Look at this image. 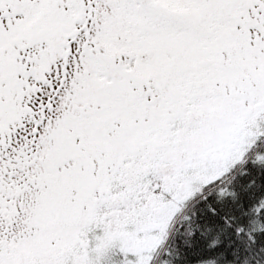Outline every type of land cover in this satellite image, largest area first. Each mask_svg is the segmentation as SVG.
Here are the masks:
<instances>
[{"label":"snow or ice","instance_id":"1","mask_svg":"<svg viewBox=\"0 0 264 264\" xmlns=\"http://www.w3.org/2000/svg\"><path fill=\"white\" fill-rule=\"evenodd\" d=\"M0 264H264V0H0Z\"/></svg>","mask_w":264,"mask_h":264}]
</instances>
